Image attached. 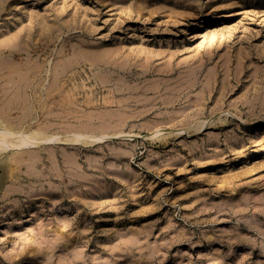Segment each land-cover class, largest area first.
I'll return each instance as SVG.
<instances>
[{
	"label": "rangeland",
	"instance_id": "1",
	"mask_svg": "<svg viewBox=\"0 0 264 264\" xmlns=\"http://www.w3.org/2000/svg\"><path fill=\"white\" fill-rule=\"evenodd\" d=\"M4 129L0 264H264V0H0Z\"/></svg>",
	"mask_w": 264,
	"mask_h": 264
},
{
	"label": "bare ground",
	"instance_id": "2",
	"mask_svg": "<svg viewBox=\"0 0 264 264\" xmlns=\"http://www.w3.org/2000/svg\"><path fill=\"white\" fill-rule=\"evenodd\" d=\"M56 139L53 138V140ZM86 139V138H85ZM94 139V138H92ZM31 139V137L29 135H26L25 133H19L17 134L16 132L12 131V130H8V129H4V130H0V151L1 150H7L11 147H18L21 145L26 144L30 145V144H38ZM41 143V142H40Z\"/></svg>",
	"mask_w": 264,
	"mask_h": 264
}]
</instances>
